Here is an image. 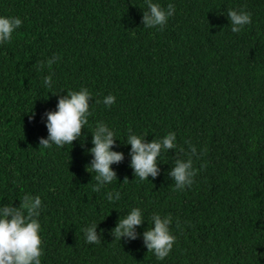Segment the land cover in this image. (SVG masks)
<instances>
[{"label": "trees", "instance_id": "obj_1", "mask_svg": "<svg viewBox=\"0 0 264 264\" xmlns=\"http://www.w3.org/2000/svg\"><path fill=\"white\" fill-rule=\"evenodd\" d=\"M154 2L176 9L162 30L143 27L144 0H0V15L22 20L0 44V203L40 196L42 264H264V0ZM227 9L250 12L252 22L232 33ZM80 87L93 97L83 139L40 147L42 114ZM108 94L112 105L94 102ZM98 122L113 129L124 159L111 165L116 179L93 192L86 149ZM130 131L147 141L176 133L155 179L134 177L123 143ZM188 144L196 175L176 191L167 171L190 155ZM107 191L120 199L108 202ZM136 206L145 219L172 217L176 240L162 261L139 236L110 235ZM90 223L103 230L99 244L84 243Z\"/></svg>", "mask_w": 264, "mask_h": 264}, {"label": "clouds", "instance_id": "obj_2", "mask_svg": "<svg viewBox=\"0 0 264 264\" xmlns=\"http://www.w3.org/2000/svg\"><path fill=\"white\" fill-rule=\"evenodd\" d=\"M175 11L172 3L161 6L154 0H144L143 27H159L162 30ZM226 16L232 33H239L252 22L251 13L244 9H227ZM21 24L22 20L18 16L0 15V44L9 43L12 34ZM56 59L57 57L53 54L45 62H38V64L41 67L43 63L50 65ZM52 83L51 74L43 77L45 87H51ZM91 98H93L92 93L85 87H80L79 90H68L66 95L58 96L55 110L42 114L47 137L39 138V146L44 149L53 145L62 148L66 144L72 146V142L78 138L83 139L81 129L87 124V118L91 115L89 110ZM94 102H102L105 107H108L115 102V96L108 94L103 97L102 101ZM31 118L32 116L29 117ZM90 133L91 147L86 149V153L91 156V159L86 165V171L91 175L95 173L96 183L92 191L100 192L116 179V172L111 165L120 163L124 159V153L115 150L118 145L115 143L117 139L114 131L104 122H98ZM123 143L130 145L129 167L134 177L141 181L149 180V177L155 179L160 174L158 166V163H161L160 157L168 153L170 149L176 150L177 148L176 133L173 131L167 132L162 137L153 138L151 141H147L146 136L130 131ZM188 151L190 155L187 158L177 157L167 171V176L173 182L171 185L173 190L183 191L185 187H190L194 182L197 170L193 166L192 157H198L197 148L195 145L188 144ZM104 196L110 203L120 199L119 192L107 191ZM19 201L18 206H13L11 201L0 203V264H42L43 245L41 225L38 219L42 210L41 198L39 195L25 193ZM145 220L151 226L138 233L137 228ZM171 224V215L154 212L149 219H145L142 209L136 206L131 207L123 217H119L115 226L110 230V235L119 242L122 238L131 241L139 236L144 247L152 253L155 260L162 261L169 255L176 240L170 229ZM97 229L98 223L82 226L84 243L95 245L102 241L103 230L98 232Z\"/></svg>", "mask_w": 264, "mask_h": 264}]
</instances>
